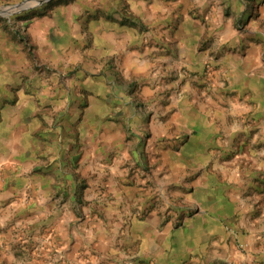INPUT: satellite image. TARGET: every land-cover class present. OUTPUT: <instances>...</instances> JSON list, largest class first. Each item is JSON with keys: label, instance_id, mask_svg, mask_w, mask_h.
<instances>
[{"label": "clouds", "instance_id": "9594fccd", "mask_svg": "<svg viewBox=\"0 0 264 264\" xmlns=\"http://www.w3.org/2000/svg\"><path fill=\"white\" fill-rule=\"evenodd\" d=\"M264 264V0H0V264Z\"/></svg>", "mask_w": 264, "mask_h": 264}, {"label": "crops", "instance_id": "0c3cea01", "mask_svg": "<svg viewBox=\"0 0 264 264\" xmlns=\"http://www.w3.org/2000/svg\"><path fill=\"white\" fill-rule=\"evenodd\" d=\"M81 263H82V264H84V262H83V261H82Z\"/></svg>", "mask_w": 264, "mask_h": 264}, {"label": "rangeland", "instance_id": "374dc122", "mask_svg": "<svg viewBox=\"0 0 264 264\" xmlns=\"http://www.w3.org/2000/svg\"><path fill=\"white\" fill-rule=\"evenodd\" d=\"M82 264V263H81Z\"/></svg>", "mask_w": 264, "mask_h": 264}]
</instances>
